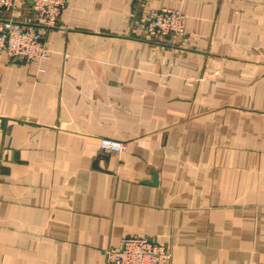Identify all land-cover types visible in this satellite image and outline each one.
<instances>
[{
  "label": "crops",
  "instance_id": "obj_1",
  "mask_svg": "<svg viewBox=\"0 0 264 264\" xmlns=\"http://www.w3.org/2000/svg\"><path fill=\"white\" fill-rule=\"evenodd\" d=\"M149 8L185 32H133ZM43 40L42 69L0 53V264H108L124 236L264 264V0H67Z\"/></svg>",
  "mask_w": 264,
  "mask_h": 264
},
{
  "label": "built area",
  "instance_id": "obj_2",
  "mask_svg": "<svg viewBox=\"0 0 264 264\" xmlns=\"http://www.w3.org/2000/svg\"><path fill=\"white\" fill-rule=\"evenodd\" d=\"M23 0H0V53L14 61H24L42 69L48 58L43 32L53 28L67 5V0H31L25 15H19ZM133 32L149 36L182 34L185 32L184 15L173 8H149L133 18ZM102 151L120 153L123 143L114 138L102 137ZM108 264H169L170 249L146 236H124L118 246L103 251Z\"/></svg>",
  "mask_w": 264,
  "mask_h": 264
}]
</instances>
